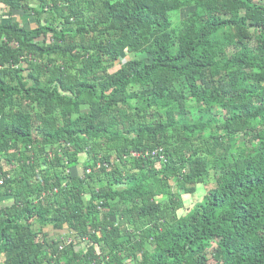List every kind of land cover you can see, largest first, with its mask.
I'll return each instance as SVG.
<instances>
[{"label": "trees", "instance_id": "trees-1", "mask_svg": "<svg viewBox=\"0 0 264 264\" xmlns=\"http://www.w3.org/2000/svg\"><path fill=\"white\" fill-rule=\"evenodd\" d=\"M0 264H264V0H0Z\"/></svg>", "mask_w": 264, "mask_h": 264}, {"label": "rangeland", "instance_id": "rangeland-1", "mask_svg": "<svg viewBox=\"0 0 264 264\" xmlns=\"http://www.w3.org/2000/svg\"><path fill=\"white\" fill-rule=\"evenodd\" d=\"M187 15H188V12L186 11H184V12H181L180 14H179V17H180V20L181 19H186V17H187ZM126 60H127V58H126ZM204 190V189H203ZM204 196V193L202 192V193H197L196 195H194V196H185L184 197V200H185V209H184V211L182 212L183 214H185L189 209H191V207L196 203V202H198L202 197ZM62 233H66V231L65 232H62ZM51 238L52 239H54V236L53 235H51Z\"/></svg>", "mask_w": 264, "mask_h": 264}]
</instances>
